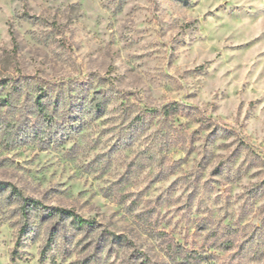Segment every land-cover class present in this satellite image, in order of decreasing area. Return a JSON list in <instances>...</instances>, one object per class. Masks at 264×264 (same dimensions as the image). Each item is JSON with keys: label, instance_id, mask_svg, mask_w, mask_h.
I'll use <instances>...</instances> for the list:
<instances>
[{"label": "rangeland", "instance_id": "374dc122", "mask_svg": "<svg viewBox=\"0 0 264 264\" xmlns=\"http://www.w3.org/2000/svg\"><path fill=\"white\" fill-rule=\"evenodd\" d=\"M0 264H264V0H0Z\"/></svg>", "mask_w": 264, "mask_h": 264}, {"label": "trees", "instance_id": "16d2710c", "mask_svg": "<svg viewBox=\"0 0 264 264\" xmlns=\"http://www.w3.org/2000/svg\"><path fill=\"white\" fill-rule=\"evenodd\" d=\"M103 78H100L99 81L93 82L91 80H83L74 82H66L62 81L60 85L57 84H45V86H41L38 88L40 94L38 95V104L41 110H45V115H47L48 119L53 120V113L48 111L49 104L55 106L64 101L69 100L71 102V97L76 99L75 103H72L70 106L77 104L78 106H82L85 110H89L90 114L95 117H100L102 114L108 110V106L110 104L111 94L110 92H102L99 90L101 86V81ZM45 92V94H44ZM73 94V96H72ZM111 95V96H110ZM45 96V102H42V99ZM62 101V102H61ZM61 102V103H60ZM175 112V107L171 108L170 106L165 107L164 116L165 118H169ZM141 112L135 116V121L144 123L146 118ZM12 193L19 195L22 197L24 201V206L27 207L29 204V198L24 197L23 194L17 190L15 187L12 190ZM32 203H39L36 200H33ZM53 213H58L60 215H70L75 217L77 222L83 224L86 220L84 218H80L77 216L73 210L66 208H52Z\"/></svg>", "mask_w": 264, "mask_h": 264}]
</instances>
